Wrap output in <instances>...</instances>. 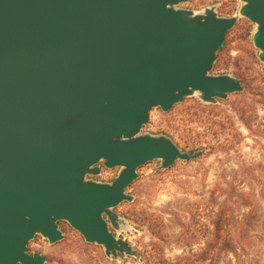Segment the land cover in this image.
<instances>
[{
	"label": "water",
	"instance_id": "1",
	"mask_svg": "<svg viewBox=\"0 0 264 264\" xmlns=\"http://www.w3.org/2000/svg\"><path fill=\"white\" fill-rule=\"evenodd\" d=\"M189 1L0 0V264H45L28 244L60 242L59 222L107 258L140 261L111 231L120 229L114 209L133 202L140 167L201 155L141 134L150 111L242 91L211 75L237 18L178 8ZM241 2L264 64V0ZM99 163L120 169L111 184L87 179Z\"/></svg>",
	"mask_w": 264,
	"mask_h": 264
},
{
	"label": "rangeland",
	"instance_id": "2",
	"mask_svg": "<svg viewBox=\"0 0 264 264\" xmlns=\"http://www.w3.org/2000/svg\"><path fill=\"white\" fill-rule=\"evenodd\" d=\"M241 6V0H190L178 6L196 14L213 9L220 18H237L216 55L211 75L233 77L242 91L216 104H205L195 95L167 113L159 108L150 111L141 134L167 137L181 152L201 155L189 162L176 161L166 170L160 169L158 160L140 167L127 190L133 202L114 209L120 229H110L139 254L140 261L129 256L107 258L97 245L85 249L83 238L65 222L58 223L60 242L49 244L37 235L28 244L30 254L42 255L45 264H158V252L175 259L205 246V207L214 190L259 188L264 178V64L252 43L256 27L239 17ZM97 167L99 174L87 176L88 180L111 184L120 172L102 163ZM160 236L165 237L161 242ZM255 244L225 264H264V240Z\"/></svg>",
	"mask_w": 264,
	"mask_h": 264
},
{
	"label": "trees",
	"instance_id": "3",
	"mask_svg": "<svg viewBox=\"0 0 264 264\" xmlns=\"http://www.w3.org/2000/svg\"><path fill=\"white\" fill-rule=\"evenodd\" d=\"M258 187L256 190H237L232 186L214 190L205 207L208 217L205 246L175 259H167L158 252L155 258L158 264H225L231 256L239 257V251L246 253L256 241L264 240V178ZM157 239L161 242L165 237ZM89 247L84 244L85 249Z\"/></svg>",
	"mask_w": 264,
	"mask_h": 264
}]
</instances>
